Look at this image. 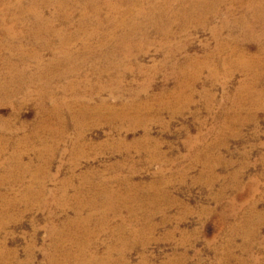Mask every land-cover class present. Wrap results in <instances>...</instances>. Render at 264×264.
<instances>
[{
	"label": "rangeland",
	"instance_id": "rangeland-1",
	"mask_svg": "<svg viewBox=\"0 0 264 264\" xmlns=\"http://www.w3.org/2000/svg\"><path fill=\"white\" fill-rule=\"evenodd\" d=\"M47 2L49 16L56 7ZM189 3L169 7L176 17L140 18L144 34L136 32L127 59L111 42L115 69L90 68L102 63L100 50L73 77L54 79L44 97L46 72L30 55L38 48L33 20L16 24L21 38L0 34V74L10 58L27 83L12 104L0 103V264H264L261 23L251 28L256 38L246 34L254 13L246 0H215L219 15L206 25L187 18L196 12ZM5 7L0 2V17ZM5 10L9 19L16 12ZM256 13L264 23V7ZM71 16L70 36L80 11ZM72 38L75 53L84 52ZM234 52L259 58L256 83L252 72L233 66ZM41 54L44 62L52 58ZM71 80L78 86L65 91ZM76 99L108 109L80 115ZM52 101L63 103L57 117ZM117 195L132 199L122 204ZM77 210L91 222L65 227Z\"/></svg>",
	"mask_w": 264,
	"mask_h": 264
},
{
	"label": "bare ground",
	"instance_id": "bare-ground-1",
	"mask_svg": "<svg viewBox=\"0 0 264 264\" xmlns=\"http://www.w3.org/2000/svg\"><path fill=\"white\" fill-rule=\"evenodd\" d=\"M173 1L174 3H172V0H53L56 10L51 15L46 16L43 11L48 6L47 0H31L29 8L26 10H23L22 7L24 0H14L13 3L8 2L7 0H0V2L5 5L8 3V8L5 7V9L8 10L13 7L16 9V12L11 19L8 18V15L6 16V13L8 14L9 11H6L5 9L3 10L6 13L2 14L0 17V34H2L7 40L21 38V34H17L18 30L16 24H21L20 20L27 15L33 20V29L30 31V37L36 41L38 48L30 55L37 63L38 69L46 72V75L42 77V79L40 77V81L43 80V78L45 79L43 80L44 82L42 81V89H40L39 92L40 97H44L46 95L45 88L48 89L54 79H62L69 76L73 77L77 68L87 63L93 55L100 50H106L101 57L102 63L96 64L94 61L90 65V68L93 71L99 70L101 73L105 70L115 69L117 66L114 62V51L110 48L111 42L116 41L121 49L122 57L127 59L131 55V48L137 45V41H135L138 39L135 37L136 32L144 34L143 29L145 28H143L142 25L138 26L140 18H146L151 22H156L161 18L169 19L168 17L170 16L176 17L177 14L170 11L171 9L169 10V7L172 5L183 7L185 0ZM214 1L215 0H189V8H195L196 12L194 15L187 14V18L194 22L198 21L205 25L208 24L212 17L219 15V8L214 7ZM246 2V9L254 12L252 16L253 21L248 23L246 34L256 38L251 28L256 24L261 23L259 25L262 28V35H264V23L261 22L256 13L263 10L264 3L257 0H246ZM145 3L148 4V6H145ZM103 9L106 11L105 14L107 15H103ZM77 11H80L78 30L71 36L67 35L66 30L69 25H65V23H68V20L72 17L71 15ZM181 11L183 14L188 12L184 9H181ZM55 21L60 22L63 25L62 29H58L54 26ZM84 26H89L87 29L88 31ZM162 34L164 38H168L167 31H162ZM72 36L81 43L84 49V52L81 54L75 53V51L69 46L73 39ZM96 37H98L99 40L98 45L94 47L91 44V40ZM148 38L149 37L144 35V41L148 40ZM53 40L58 41V47H53ZM45 50L52 53V58L47 62H44L41 54ZM233 55H235L233 66L249 73L252 72V74L256 76L254 78V83H256V80L259 77V74L257 73L260 67L259 58L257 56L248 57L240 52H237L236 54L235 52L234 54L229 53L228 56L232 57ZM5 62L8 65L9 70L6 74H0L2 78V80H0V103L12 104L18 95H22V93L26 92L24 89L27 88V83L24 79L20 78L19 73H17L16 68L11 63L10 58H6ZM230 63H232V59L228 62V68L229 66H232ZM189 64H193L195 68L199 67V64L195 61H191ZM59 66L62 71L50 75L51 69ZM48 74L49 76L47 77ZM76 85L77 82L71 80L68 85H66V90H64L67 91ZM245 88L246 86L243 85L242 89ZM80 103H83V101L77 100L74 104L79 105V114L84 116L91 113L100 114L102 110L108 109L104 102L95 106ZM52 105L54 110L51 117H53V114L56 117L61 115L63 103L52 101ZM3 151L4 147H0V153ZM44 190L45 187L41 186L40 191ZM117 199L122 204H126L132 198H129V195H117ZM109 209L111 208L105 207L102 211L100 224L103 226H105L107 222L106 215ZM91 219V215L84 217L82 216V212L77 210L75 217L72 220L67 221L64 226L73 229L79 228L81 226H86L91 222ZM122 226L123 225L120 224L118 227L121 228ZM87 248L88 246L86 245L78 246L81 256H84V252ZM66 255H68V253H66ZM107 263H112V261L108 259Z\"/></svg>",
	"mask_w": 264,
	"mask_h": 264
}]
</instances>
